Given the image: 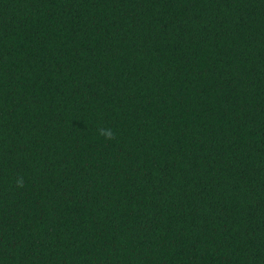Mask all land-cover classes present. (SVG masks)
<instances>
[{"label":"trees","instance_id":"16d2710c","mask_svg":"<svg viewBox=\"0 0 264 264\" xmlns=\"http://www.w3.org/2000/svg\"><path fill=\"white\" fill-rule=\"evenodd\" d=\"M0 264H264V0H0Z\"/></svg>","mask_w":264,"mask_h":264},{"label":"clouds","instance_id":"9594fccd","mask_svg":"<svg viewBox=\"0 0 264 264\" xmlns=\"http://www.w3.org/2000/svg\"><path fill=\"white\" fill-rule=\"evenodd\" d=\"M100 134L105 136L106 139H113L115 138V133L111 129H100ZM17 186L18 187H23L24 182L22 179L17 181Z\"/></svg>","mask_w":264,"mask_h":264}]
</instances>
